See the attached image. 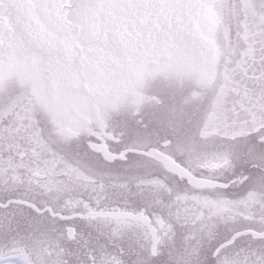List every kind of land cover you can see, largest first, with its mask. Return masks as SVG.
Returning <instances> with one entry per match:
<instances>
[{"label": "snow or ice", "instance_id": "6c2138e0", "mask_svg": "<svg viewBox=\"0 0 264 264\" xmlns=\"http://www.w3.org/2000/svg\"><path fill=\"white\" fill-rule=\"evenodd\" d=\"M0 264H264V0H0Z\"/></svg>", "mask_w": 264, "mask_h": 264}]
</instances>
